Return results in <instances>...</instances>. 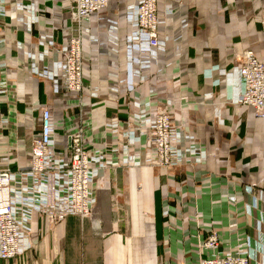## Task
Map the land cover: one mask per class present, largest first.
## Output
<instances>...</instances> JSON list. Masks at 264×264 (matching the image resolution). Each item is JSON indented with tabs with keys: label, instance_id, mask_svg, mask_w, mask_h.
<instances>
[{
	"label": "crops",
	"instance_id": "crops-1",
	"mask_svg": "<svg viewBox=\"0 0 264 264\" xmlns=\"http://www.w3.org/2000/svg\"><path fill=\"white\" fill-rule=\"evenodd\" d=\"M138 1L110 0L84 40L92 87L85 118L108 166L96 176L94 212L84 219L68 215L54 227L34 214L28 264H196L198 237L209 234L208 223L221 235L220 253L264 264V119L238 104L244 80L234 62L245 49L264 62L258 18L264 0H159V59L134 76L139 52L124 37L134 29ZM70 8L71 0H10L0 16V84L7 90L0 94V152L10 145L12 168L27 165L24 142L38 119L37 103L52 104L61 145L67 143L62 122L80 111L65 108L61 82L59 50ZM136 82L139 107L169 101L186 127L177 131L186 164L168 176L143 165L145 135L138 116L130 126L124 105ZM13 130L16 139L9 136ZM187 172L195 175L194 184L186 183ZM160 182L174 185L168 201ZM180 186L189 192L183 203Z\"/></svg>",
	"mask_w": 264,
	"mask_h": 264
},
{
	"label": "built area",
	"instance_id": "built-area-1",
	"mask_svg": "<svg viewBox=\"0 0 264 264\" xmlns=\"http://www.w3.org/2000/svg\"><path fill=\"white\" fill-rule=\"evenodd\" d=\"M9 1L0 0L1 17L7 11ZM109 4L110 0H71L68 22L63 27V46L59 50L60 70L63 93L68 100L65 108L80 107V111L68 115L62 122L67 143H56L54 130L58 123L54 119L53 106L37 103L38 119L24 142L28 149L27 165L10 166L6 160L9 144L0 152V263L16 258H22L24 264L29 263L35 248L31 240L34 214H40L54 227L63 223L68 215L84 219L94 212L96 176L101 168L108 166L102 161L106 150L98 148L93 142L94 126L89 118H85L84 102L92 87L86 82L89 77L85 70L83 48L88 26L106 11ZM258 18L264 32V7ZM133 23L134 29L126 33L124 40L139 52V65L132 72L134 76H139L159 59V0H139ZM234 62L238 64L244 80L238 104L252 110L255 117L264 119V62L250 49L237 53ZM133 85L135 90L130 92L131 100L124 105L130 114V126L138 116V128L145 135L141 144L145 151L143 165L156 168L168 176V171L174 166L186 164L177 140L178 129L186 127L178 123L179 109L169 101L139 107L135 99L141 87L137 82ZM6 91L0 84V94ZM11 114L15 120L20 119L17 113ZM9 136L16 139L18 133L13 130ZM186 180L194 184L195 175L188 173ZM168 185L171 183L161 187L167 201L171 197ZM182 190L180 186V203L189 193ZM169 212L167 205L168 215ZM193 219L202 230L200 212H195ZM168 224L171 226V221ZM208 225L209 234L198 237L199 257L196 264H250L249 256L242 253H220L221 235L212 223Z\"/></svg>",
	"mask_w": 264,
	"mask_h": 264
},
{
	"label": "rangeland",
	"instance_id": "rangeland-1",
	"mask_svg": "<svg viewBox=\"0 0 264 264\" xmlns=\"http://www.w3.org/2000/svg\"><path fill=\"white\" fill-rule=\"evenodd\" d=\"M51 104V103H50ZM52 105V104H51ZM154 169H156V168H154ZM156 170H158V169H156ZM159 171V170H158ZM186 181V183H188V184H192V183H190L189 181H187V180H185ZM164 184H166V183H164ZM162 182H160L159 183V185H158V187L160 188V190H161V187H162V185H164ZM174 185L173 184H171V185H168V190L169 189H172V187H173ZM162 191V190H161Z\"/></svg>",
	"mask_w": 264,
	"mask_h": 264
}]
</instances>
